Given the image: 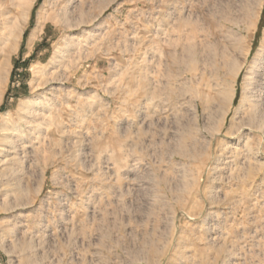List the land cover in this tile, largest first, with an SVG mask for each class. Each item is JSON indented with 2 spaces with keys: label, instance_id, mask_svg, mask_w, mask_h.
Instances as JSON below:
<instances>
[{
  "label": "rangeland",
  "instance_id": "374dc122",
  "mask_svg": "<svg viewBox=\"0 0 264 264\" xmlns=\"http://www.w3.org/2000/svg\"><path fill=\"white\" fill-rule=\"evenodd\" d=\"M23 1L0 264H264V0Z\"/></svg>",
  "mask_w": 264,
  "mask_h": 264
},
{
  "label": "bare ground",
  "instance_id": "6f19581e",
  "mask_svg": "<svg viewBox=\"0 0 264 264\" xmlns=\"http://www.w3.org/2000/svg\"><path fill=\"white\" fill-rule=\"evenodd\" d=\"M4 1V0H3ZM14 0H6L4 1L3 3H0V10H1V14L4 15L6 18L4 20L5 23H3L5 25V27H3L2 30H0V50L4 51V57H3V60L0 58V102H1V99H2V92L4 90V85H5V77H4V73H5V67L6 65L8 64V60L9 58L13 55V53L15 52L17 46H18V42L19 40L22 38L23 34H24V31H25V26L28 22V18H29V12H28V9H29V5L27 4L26 1H23L21 0V2H17L19 3V8L20 6L21 9L18 11L16 10L15 12V9L13 6H15L16 4L13 2ZM16 1V0H15ZM20 1V0H19ZM73 1H77V0H70L69 2H73ZM86 0H80L81 3H85ZM93 1V0H92ZM96 2V1H95ZM21 3V4H20ZM67 3V2H66ZM75 5V3H74ZM17 6V5H16ZM79 6V4H78ZM81 6V7H80ZM80 9H81V18H80V21L78 22L79 24L81 23H87V22H90L91 20H89L88 18L85 19V17L89 15L88 12H86L87 10L84 8V6H82L80 4ZM75 8L77 7L76 5L74 6ZM69 9V8H68ZM75 11V10H74ZM70 12V10H69ZM66 13V12H65ZM68 13V11H67ZM73 13V12H72ZM41 14V13H40ZM46 15V14H45ZM65 15V14H64ZM68 15V14H67ZM3 16V17H4ZM62 16V15H61ZM68 20L71 18H69V15L67 16ZM47 18V17H46ZM45 17L43 16H39L38 18V31L39 30H42L43 26H44V20L46 19ZM63 18V17H62ZM66 18V17H65ZM60 19V18H59ZM75 19V18H74ZM95 19V18H94ZM76 20V19H75ZM64 22V20H62V23ZM68 22V21H67ZM81 22V23H80ZM69 23V22H68ZM90 24V23H89ZM2 25V24H1ZM69 25H74V21L70 22ZM76 25V23H75ZM79 27V25H77ZM87 26V25H86ZM83 29V28H82ZM40 32V31H39ZM36 37V32L32 35L31 37V40L30 42L32 43L33 40L35 39ZM30 43V44H31ZM1 55V53H0ZM255 57H254V62L255 63L256 61H258V59H260L261 56H264V38L260 44V46L258 47L256 53L254 54ZM230 65V70H231V73H233L234 77H236V75L238 74V66H237V63L235 61H232L229 63ZM252 76V75H251ZM252 77H249V79H251ZM247 85V84H246ZM250 83H248V86H246V89H245V93H244V96L242 98V105H244V103L246 102V100L248 99V93L250 92ZM244 89V88H243ZM235 92H236V88L234 85H231L230 87L226 88L225 89V93L227 94V96L229 95V97H234L235 96ZM241 105V104H240ZM3 117H4V121L3 122H6L7 119H9V114L7 113H4L3 114ZM10 126V125H9ZM3 128L7 129L8 128V125H4L3 124ZM12 129V128H11ZM9 131H11L9 129ZM10 133V132H9ZM18 133V132H17ZM6 136V134H5ZM8 136V135H7ZM11 136V135H10ZM9 136V137H10ZM8 138V137H7ZM12 138V136H11ZM8 140V139H6ZM9 141V140H8ZM12 141V140H11ZM16 142V141H15ZM14 142V143H15ZM13 144V143H12ZM11 145V144H10ZM9 145V146H10ZM14 145V144H13ZM12 145V146H13ZM11 146V147H12ZM15 147V145L13 146ZM5 150V149H4ZM12 151V149H11ZM1 152V151H0ZM6 152V151H5ZM8 153V152H7ZM17 159V158H16ZM1 160V159H0ZM8 191V190H7ZM1 192V190H0ZM6 192V191H5ZM7 193V192H6ZM3 233V232H2ZM2 235V234H1ZM185 255V254H184ZM183 256V255H182ZM186 260V259H185ZM189 262V260H188ZM193 262V261H192ZM190 263V262H189Z\"/></svg>",
  "mask_w": 264,
  "mask_h": 264
},
{
  "label": "trees",
  "instance_id": "16d2710c",
  "mask_svg": "<svg viewBox=\"0 0 264 264\" xmlns=\"http://www.w3.org/2000/svg\"><path fill=\"white\" fill-rule=\"evenodd\" d=\"M260 26H261V25H260ZM236 99H237V98H236ZM236 99H235V100H236Z\"/></svg>",
  "mask_w": 264,
  "mask_h": 264
}]
</instances>
